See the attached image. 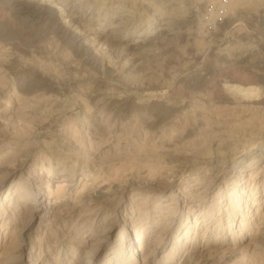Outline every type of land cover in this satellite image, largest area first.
I'll return each instance as SVG.
<instances>
[{"label":"rangeland","instance_id":"rangeland-1","mask_svg":"<svg viewBox=\"0 0 264 264\" xmlns=\"http://www.w3.org/2000/svg\"><path fill=\"white\" fill-rule=\"evenodd\" d=\"M43 1L55 4V0ZM93 2L112 8L111 15L118 13L116 17L130 21L126 29L120 26L124 39L127 36L135 39L149 29L154 11L172 22L175 34L160 40L152 37L144 48L137 50L124 49L125 44L121 43L122 46L115 48L118 53H110L111 48L105 45L104 48L108 47L105 63L114 57L119 72L115 76L100 65L94 68L76 60L70 50L62 48L51 37L43 42L46 53L33 55L40 58H32L34 67L29 70L51 79L56 88L32 99L22 95L18 88L30 75L24 74L18 80L11 77L5 80L0 75L7 85L2 88L3 81L0 83V165L24 168L28 176L39 180L47 202L59 206L56 215L44 219L42 232L47 229L46 236L40 232L37 237L38 233H33L31 241L38 246L44 237L51 248L53 243L77 244V240L89 235L88 228L83 222L78 223L77 216L86 209L89 198L98 192L112 194L118 187L130 183H146L141 195L129 193L131 199L139 198L130 207L136 208L141 218L148 216L147 221H159V232L172 221L166 220V216L160 219L169 210L155 209L154 195L149 192L154 187L168 185L173 187L174 197L186 200L185 212L175 208L165 251H170L174 238L185 233L189 223L193 227L190 239L196 231L200 244L205 241L204 237L206 240L219 238L225 225L217 224L220 212L218 208L210 209L213 201L218 203L234 187H242L241 175L253 176L264 167V65L261 61L264 60V1ZM4 8L0 4V16L8 19ZM60 9L59 6L58 16L64 15L61 21L69 24L66 13ZM254 49L259 55L249 57L246 53L248 61L244 65L230 60L228 63L223 57L226 54L237 59ZM12 57L16 56L8 59ZM41 57H46L45 62ZM28 60L32 63L29 57L24 64H29ZM129 64V69L123 68ZM236 77L258 86L260 95L256 98L232 95L227 85ZM2 94L8 98L3 100ZM150 97L155 104H176L183 109L168 119L170 122L153 126L159 110L141 105L124 114L119 106L109 105L111 98L127 99L138 105ZM201 205H205L206 214L195 211ZM72 206L78 210L71 219L66 217V209ZM199 214L203 216L196 229L194 222ZM27 215L23 212L21 218L26 219ZM7 227L1 228L0 244ZM250 252L234 256L233 263L228 264H264V238ZM205 257L201 264L224 263L221 254Z\"/></svg>","mask_w":264,"mask_h":264},{"label":"bare ground","instance_id":"bare-ground-1","mask_svg":"<svg viewBox=\"0 0 264 264\" xmlns=\"http://www.w3.org/2000/svg\"><path fill=\"white\" fill-rule=\"evenodd\" d=\"M255 1L262 2L264 0ZM54 3L51 4L49 1L43 0H0V4L4 5V9L9 14L8 19L0 16V45L2 46L0 49V75H4V78L11 77L17 80L24 74L30 75L29 80L23 79L18 87L22 95H28L30 98H36V96L53 91L56 88L54 81L41 76L42 74L38 75L36 71L29 70L34 67L33 62L35 59L32 58L39 59L40 57H35L37 54L43 55L46 53L44 44L51 37L58 40L62 48L70 50L76 60L83 61L94 68H98L100 65L110 75L115 76L119 72L115 62H113L112 58L114 57H110L111 59L105 63L104 55L108 47L111 48V50H108L110 53L111 51L117 52L115 48L122 46L121 43L125 44L124 49L137 50L144 48L146 42L150 41L152 37L155 40H160L162 37L167 38L175 34L171 29L172 22L167 17L157 14L156 11L151 15L154 19L149 24V29L144 30L135 39H132V37L129 39L128 36L124 39L119 29L120 26H124L126 29L130 21L126 19L125 21L122 16L116 17L118 13L111 15L112 8L110 10V7L107 8L103 4L100 7L93 0H55ZM59 6L60 10L63 9V12L66 13L65 18L70 20L69 24L67 23L68 25L61 21L64 15L61 14L60 17L57 14ZM105 45L108 47L104 48ZM246 53L249 57L259 55L258 50L254 49L247 50L245 56L242 55L243 53L239 54L240 56L237 59H231L230 55L226 54L225 56L223 54V57L227 62L230 60L243 64L248 61ZM2 55L6 58L2 59ZM11 56L16 57L8 59ZM29 57H31L32 63L28 60L29 64H24V61ZM44 58H42V61L45 60ZM261 61L264 65V60ZM259 65L262 67L261 63ZM130 67L131 64L125 65L123 68L127 70ZM2 78H0V83L3 81L1 86L4 88L7 85L4 84V78ZM240 80L236 77L229 80L231 84H228L229 81L227 82V88L232 95L243 96L245 94L244 96L249 98H256L260 95L261 89L258 86H254L249 81L243 82V80ZM2 96L3 100L8 98L6 95L2 94ZM151 99L150 97L148 100L146 99V102H140L137 105L127 99L111 98L109 99V105L119 106V111L124 114H128L134 106L139 107L141 105L154 111L159 110L158 119L156 118L157 120L154 125L152 124L153 126L164 124L165 121L183 109H180L179 105L176 104L175 106L166 105V103L155 104L151 102ZM263 172L264 167L253 176L241 175L239 182L242 187H234L231 193L225 197L222 196L218 203L215 200L213 201L214 204L210 209L214 211L215 208H218V212H220L216 222L218 225L220 223L225 225V229L223 228L224 233H221L222 236L207 240L204 237L205 241L200 244L196 239L198 231L190 239L193 227L191 228V223H189L185 228V233H181L174 238L173 246L167 252L165 246L169 241L168 234L174 224L172 216L175 208L176 211L180 212H185L187 208L184 198L181 196L174 197V191H171L173 187L168 185L160 188L154 187L149 192L150 195H154L152 203L156 204L155 209L160 207V211L169 210L168 215H160V219L166 216V220L172 221L163 231H158L160 228L159 221L155 223L152 219L147 221L148 216L147 219L141 218L139 211L134 207H130L139 198L133 197L131 199L129 193L141 195L146 187V183H130L118 187L112 194L98 192V194L90 197L89 204L82 212L84 215H81L82 213L77 215L79 216L78 221L80 220L78 223L83 222V225L89 230V235L84 236L80 241L77 240V244L71 242L69 245H54L53 243L54 247L51 248L48 242L43 240L44 237L37 246L31 241L30 236L33 233H38L37 237H39L44 219L52 214L56 215L59 206H53L47 202V199L44 198L42 186L38 182L39 180L32 178L30 175L28 176L24 168L10 169L3 168V165H0V231L5 225L8 226L7 232H4V241L0 244V251H2L0 253V264H201L205 256L213 254H221L224 258L223 264L233 263L231 261L235 260L233 259L234 256L240 253L248 254L251 250L255 251L257 241L264 238ZM33 196L34 198L31 200ZM204 199L202 198V200ZM28 201L30 203H27ZM164 203H166V206H163ZM204 209H206L205 205H201L195 211L206 214L204 212L207 210ZM66 210L68 213L66 217L72 219L78 209L72 206ZM187 211L190 213V209ZM23 212L28 214L26 219L21 218ZM137 212L139 215L136 214ZM201 215L199 214L194 222L196 229L198 225H201ZM47 232V229H45L42 233L45 235ZM134 236H136V239H134ZM137 244L139 245L138 249ZM24 259L28 261L25 263Z\"/></svg>","mask_w":264,"mask_h":264}]
</instances>
